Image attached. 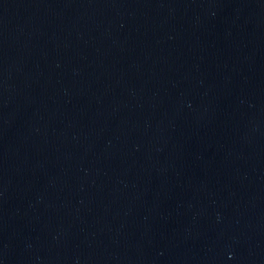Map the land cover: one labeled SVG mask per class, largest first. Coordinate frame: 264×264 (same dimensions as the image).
I'll list each match as a JSON object with an SVG mask.
<instances>
[{"label": "water", "instance_id": "obj_1", "mask_svg": "<svg viewBox=\"0 0 264 264\" xmlns=\"http://www.w3.org/2000/svg\"><path fill=\"white\" fill-rule=\"evenodd\" d=\"M0 264H264V0H0Z\"/></svg>", "mask_w": 264, "mask_h": 264}]
</instances>
